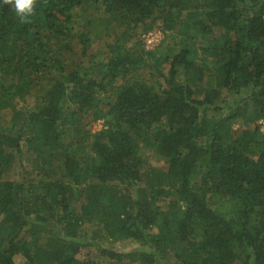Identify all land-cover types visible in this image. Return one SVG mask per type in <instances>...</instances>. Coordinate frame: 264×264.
<instances>
[{"label":"trees","instance_id":"1","mask_svg":"<svg viewBox=\"0 0 264 264\" xmlns=\"http://www.w3.org/2000/svg\"><path fill=\"white\" fill-rule=\"evenodd\" d=\"M8 111L0 264H264V0L0 2Z\"/></svg>","mask_w":264,"mask_h":264},{"label":"rangeland","instance_id":"2","mask_svg":"<svg viewBox=\"0 0 264 264\" xmlns=\"http://www.w3.org/2000/svg\"><path fill=\"white\" fill-rule=\"evenodd\" d=\"M93 18H96L97 19L96 16H93ZM99 21L100 20H98L97 23H100ZM108 26H113V25H108ZM104 27L103 26L102 27H99V30L97 29V32L95 30H92V32L94 33V37L96 35H98V34L101 35L100 34V31L102 33V36H104L105 35ZM106 30L108 31V33H111L112 31H114L111 28H108ZM140 35H141L140 37H143L144 38V35L145 34L140 33ZM100 39L101 38H99V42L96 45H94L93 48L90 50V54L94 53V51H96V50L102 49L103 48L102 47L103 43L104 42H107V39L108 38H104V41H101ZM162 41H164L163 40V36L161 34H158V37H156V45L158 43L160 44ZM73 43H75V46L73 47V50L70 53H68V54H70L69 56H66V60H68V63L69 64L70 63L72 64L71 68H73L74 67V63L75 62H78V60H79L78 51L80 49V46H79V44L77 42V39L73 40ZM143 44H144V42H143ZM157 46H155V47H157ZM144 49L147 50V47L145 46V44H144ZM138 51L141 52V48ZM84 62L86 63V65L91 64V62H90L89 59L88 60L85 59ZM146 72L147 71H145V73ZM166 73H167V68L164 71V75ZM150 77H152V76H150V74H147L146 75V78L147 79H149ZM154 78L155 77H153V79ZM30 102L32 103L33 102V99H28L27 103H30ZM10 119H11V112H9V111L0 115V122H2L4 124H7V122ZM90 128H91L92 132H97V131L101 130L102 129V121H98V122L91 123L90 124ZM150 163L152 165H158V163L156 162V160L154 158L153 159H150ZM20 170L21 169L19 168L18 159H17L16 162L14 163V165H13V168L11 170L7 171V173L5 174V178L8 179V180H18L19 181L20 180ZM105 245L110 246L112 249L117 250V251L122 252V253H126V252H129V251H136V248H137V245H135V244L133 245L129 241H121V242H115V243H109V242L107 243L106 242Z\"/></svg>","mask_w":264,"mask_h":264},{"label":"clouds","instance_id":"3","mask_svg":"<svg viewBox=\"0 0 264 264\" xmlns=\"http://www.w3.org/2000/svg\"><path fill=\"white\" fill-rule=\"evenodd\" d=\"M6 4L21 23H26L35 13L36 0H0Z\"/></svg>","mask_w":264,"mask_h":264},{"label":"built area","instance_id":"4","mask_svg":"<svg viewBox=\"0 0 264 264\" xmlns=\"http://www.w3.org/2000/svg\"><path fill=\"white\" fill-rule=\"evenodd\" d=\"M158 32L152 31L144 35L143 42L147 49H153L156 46V37H158ZM260 129L264 133V121H260Z\"/></svg>","mask_w":264,"mask_h":264}]
</instances>
